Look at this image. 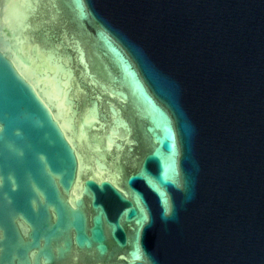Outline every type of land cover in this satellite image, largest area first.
<instances>
[{"label": "water", "instance_id": "obj_1", "mask_svg": "<svg viewBox=\"0 0 264 264\" xmlns=\"http://www.w3.org/2000/svg\"><path fill=\"white\" fill-rule=\"evenodd\" d=\"M0 264H264V0H0Z\"/></svg>", "mask_w": 264, "mask_h": 264}]
</instances>
